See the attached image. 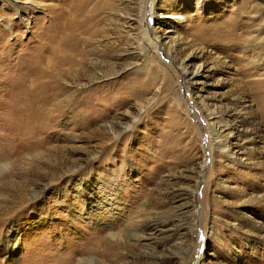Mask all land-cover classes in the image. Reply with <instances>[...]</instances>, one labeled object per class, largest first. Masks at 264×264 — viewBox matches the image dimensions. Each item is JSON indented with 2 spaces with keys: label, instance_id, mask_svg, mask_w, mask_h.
I'll use <instances>...</instances> for the list:
<instances>
[{
  "label": "rangeland",
  "instance_id": "374dc122",
  "mask_svg": "<svg viewBox=\"0 0 264 264\" xmlns=\"http://www.w3.org/2000/svg\"><path fill=\"white\" fill-rule=\"evenodd\" d=\"M86 1L0 0V264H264V0Z\"/></svg>",
  "mask_w": 264,
  "mask_h": 264
},
{
  "label": "bare ground",
  "instance_id": "6f19581e",
  "mask_svg": "<svg viewBox=\"0 0 264 264\" xmlns=\"http://www.w3.org/2000/svg\"><path fill=\"white\" fill-rule=\"evenodd\" d=\"M106 1V0H105ZM195 4H198V2H199V0H192ZM87 4H88V1H86V0H83V2L79 5V7H80V9L78 10L79 12H81V11H83V10H85L86 8H87ZM101 4H104V1H103V3H101ZM106 4V3H105ZM154 0H153V2H152V6H151V14H152V16H151V18L150 19H148V27L150 26L151 27V25H152V21H153V16H155V7H154ZM88 11H89V13H88ZM73 13V12H72ZM71 13V11H68V13H64L63 14V20H61V23L63 24L62 25V29H63V32H62V34H61V36H58L56 39H58L59 40V45H52L51 46V50L52 51H54V52H59L60 50H68L66 47H63V46H61L60 44H61V42H62V40H63V38H70L71 37V35H72V31H65V27H72V26H74V24H75V22H76V19L74 18V16H72L73 14ZM86 13H88L87 15L89 16V19H91V18H93L94 16H96V11H92V13H90V10H88V8H87V12ZM76 14V13H75ZM146 21V20H145ZM144 21V22H145ZM150 31H151V34L154 36L155 35V32H154V30H152L151 28H150ZM144 32V34H146V36H147V34H148V32H147V30H144L143 31ZM151 36V35H150ZM63 37V38H62ZM71 40V39H70ZM148 40L150 41V43H151V45H153L155 48H156V46H157V44L159 43V41H160V39H159V37L158 38H156V40L155 39H150V38H148ZM68 46V45H67ZM73 47V46H72ZM69 48V47H68ZM70 51V50H69ZM59 54V53H58ZM46 57L47 56H45V59H46ZM48 64L50 65L51 64V62H48ZM53 64V63H52ZM57 66V65H56ZM56 68V67H55ZM45 69V68H44ZM49 70V69H48ZM54 71L55 70H51V71H49V72H51V73H54ZM55 76V75H54ZM57 76H59V75H57ZM55 78V77H54ZM247 83H249L250 81L249 80H245ZM57 86V85H56ZM28 88H30L33 92H34V90H36V89H40L41 87H35V86H30V87H28ZM258 88H259V97L261 98V99H264V79L258 84ZM31 91V92H32ZM66 99V101H68L67 100V98H65ZM71 99V98H70ZM57 101H58V99L57 100H49V102L48 101H46L45 102V100L44 99H42L41 100V102H39V104H38V106L36 105V107L34 108V110H33V112L30 114V115H24L22 118H18V120H19V122H17V124H16V127L18 128V129H21V130H23L24 132H26V127H28V126H30V124H32V122L35 124V119L34 118H36V120L37 121H39V122H43V119H45V120H47V119H49V118H46V117H44L41 113H42V111H44V110H48V112H49V115H53V114H56L57 115V113H58V109H57ZM262 101H264V100H262ZM37 102V101H36ZM68 103H69V101H68ZM33 105V104H32ZM30 106V105H29ZM25 110V109H24ZM34 114V115H33ZM35 116V117H34ZM19 117V116H18ZM50 117H52V116H50ZM52 118H54V116L52 117ZM22 121H24V122H22ZM39 124V123H38ZM33 125V124H32ZM39 125H41V123L39 124ZM29 130V129H28ZM32 130V129H31ZM34 130V129H33ZM32 130V131H33ZM214 133V132H213ZM215 136H217L216 134H215ZM219 137V136H218ZM215 144V143H214ZM221 146V145H220ZM22 149V148H21ZM114 197V196H116V193H112L110 196H108V197H106L105 198V203L106 202H108L109 201V199H112L111 197ZM109 205V204H108ZM90 206H91V208H90V212L92 213H94L95 214V218L96 219H99V220H103V218H105V219H107L108 220V218L110 219V218H112V217H116V218H118V219H120V220H122V222H124L125 220H126V217H127V214H126V216H125V212H127L128 210H126V208H125V205H124V207H112L111 205L109 206V208H107V203L106 204H104L103 202H99V201H96V202H91L90 203Z\"/></svg>",
  "mask_w": 264,
  "mask_h": 264
}]
</instances>
